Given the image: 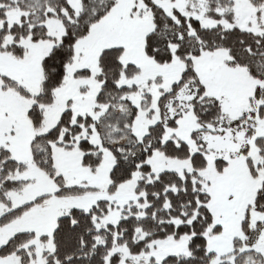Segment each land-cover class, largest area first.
Returning a JSON list of instances; mask_svg holds the SVG:
<instances>
[{
  "label": "snow or ice",
  "instance_id": "obj_1",
  "mask_svg": "<svg viewBox=\"0 0 264 264\" xmlns=\"http://www.w3.org/2000/svg\"><path fill=\"white\" fill-rule=\"evenodd\" d=\"M0 264H264V0H0Z\"/></svg>",
  "mask_w": 264,
  "mask_h": 264
}]
</instances>
